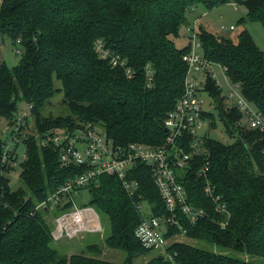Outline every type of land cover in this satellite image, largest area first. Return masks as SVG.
I'll use <instances>...</instances> for the list:
<instances>
[{
    "label": "trees",
    "instance_id": "trees-1",
    "mask_svg": "<svg viewBox=\"0 0 264 264\" xmlns=\"http://www.w3.org/2000/svg\"><path fill=\"white\" fill-rule=\"evenodd\" d=\"M229 2L246 8L239 23L259 21L264 26V0H0V33L23 45L17 65L0 64V117H12L24 100L33 104L41 128L94 121L117 143H162L164 119L185 90L189 68L183 54L191 45L178 47L175 39L189 24L191 9L201 5L211 10ZM198 35L205 56L226 66L230 79L241 84L244 96L264 114V50L252 33L243 28L234 38L201 25ZM98 38L127 60L133 76L100 57ZM148 65L154 72L152 86L147 85ZM206 89L235 140L224 143L212 137L216 121L214 113L206 111L208 153L197 165L208 164V176L231 216L222 227L219 220L225 215L205 195L204 177L188 172L184 183L189 201L205 214L195 222L181 212L179 218L193 240L209 247L176 242L170 249L182 264H264V134L239 123L240 110L226 102L212 77ZM61 91L69 112L43 113ZM135 170L152 211L167 212L147 166L140 163ZM81 171L76 165L61 166L59 151L40 147L34 139L23 162V186L13 189L0 164V264H134L136 256L153 251L135 235L142 215L135 198L120 179L108 174L89 189L88 204L109 217L110 232L103 239L99 234L86 238L82 248L71 252L52 244L53 214H31L34 199H45ZM104 245L124 250L126 257L121 262L101 257ZM148 262L174 264L159 254Z\"/></svg>",
    "mask_w": 264,
    "mask_h": 264
},
{
    "label": "built area",
    "instance_id": "built-area-1",
    "mask_svg": "<svg viewBox=\"0 0 264 264\" xmlns=\"http://www.w3.org/2000/svg\"><path fill=\"white\" fill-rule=\"evenodd\" d=\"M221 27L228 28L224 24ZM234 28V24L229 26V29ZM189 30L191 48L183 54V59L189 66L185 90L164 119L167 130L165 139L160 144L143 141L117 143L103 125L94 121H85L77 126L55 125L41 128L35 121L33 104L26 101V107L18 103L12 117H3L7 124L2 132H9L0 138V164L1 172L9 179L12 175L21 177L31 139L36 140L40 147L57 149L61 166L76 165L82 169L76 176L62 182L45 199H34L35 206L31 214L43 210L53 214V242L81 238L86 233L99 234L101 238L105 236L106 229L97 209L90 204L77 203V196L84 189L97 187L103 174L116 176L128 194L135 198V207L142 214L135 227L136 237L145 247L163 255L174 264L182 263L176 259L177 252L171 251L170 247L176 242H188L192 239L183 227L179 213L185 214L192 222L205 214L204 208L189 201V192L184 183L188 172L195 171L197 175L204 177L205 195L215 203V210L225 215L219 220V224L222 227L228 225L231 213L227 202L208 176V164L197 165L199 157L208 153L207 138L210 137V132L205 112L209 110L205 107L203 96V92L207 91L208 78L212 77L222 89L226 102L240 110L239 123L245 129L264 134V114L244 96L241 84L230 79L226 66L205 56L198 30L191 27ZM95 47L100 57L109 60L113 66L124 67L126 74L133 76L127 60L108 48L103 39L98 38ZM16 50L21 52L18 47ZM216 65L229 78L228 92H224L221 82L216 78ZM153 78L154 72L148 65V86L153 85ZM140 163H144L150 171L167 212L155 214L150 203L143 197L140 182L133 176ZM176 227L179 230H174Z\"/></svg>",
    "mask_w": 264,
    "mask_h": 264
},
{
    "label": "rangeland",
    "instance_id": "rangeland-1",
    "mask_svg": "<svg viewBox=\"0 0 264 264\" xmlns=\"http://www.w3.org/2000/svg\"><path fill=\"white\" fill-rule=\"evenodd\" d=\"M197 7V11L192 16H188V21L191 24L183 25L181 28L180 36L175 39L176 45L178 47H183L190 43L191 40L189 27L198 30L201 25H204L206 28L210 29L213 32L230 35L234 38L237 37V34L243 28H247L252 33L259 46L264 50V26L262 25V23L259 21H247L245 23H239V19L242 16H246L247 13L246 8L244 6H239L238 4L229 2L221 4L211 10L206 9L201 5ZM222 24H224L228 28H222ZM231 24L235 25L234 29H229V26ZM17 47L21 49V52L16 50ZM200 49L201 48H199V50ZM22 52L23 45L21 43H16L7 34L0 33V64L5 62L10 67L17 65L21 60ZM214 69L217 75L216 78L221 82L224 92H228L230 88L229 78L224 74L220 66L216 65L214 66ZM57 84L61 85L60 82H57ZM203 96L205 98V107L214 113L216 121V127L212 128L211 136L224 143H232L235 140V137H232L227 132L218 110L213 105L212 97L206 90L205 92H203ZM63 97V91L57 92L56 95L52 97L51 101L43 108V113L54 115L67 114L69 112V109L67 105L63 102ZM18 103L20 106H27V103H25V101L23 100H20ZM6 124L7 121L5 120V118L0 117V138H3V135L9 132H2V129L6 127ZM209 124L210 120L208 118V126ZM10 181L11 187L13 189L24 185V181L21 177H19V175H12ZM90 197V191L88 189H84L81 195L77 196L78 205L88 204ZM97 212L100 216L102 224L105 226L106 233H109L111 229V222L109 217L99 210H97ZM55 214L57 215L58 212H55ZM96 236V234L86 233V235L81 238H75L70 241H52V244L56 247H61L62 249H67L69 252H71L74 249L79 250L80 248H82L86 242V238H93ZM188 243L209 247V245L198 242L193 239L188 240ZM156 254L157 253L155 251H150L147 254L138 255L134 258V264H149L148 261ZM101 257L121 262L126 257V252L121 249H114L108 247L107 245H104Z\"/></svg>",
    "mask_w": 264,
    "mask_h": 264
},
{
    "label": "crops",
    "instance_id": "crops-1",
    "mask_svg": "<svg viewBox=\"0 0 264 264\" xmlns=\"http://www.w3.org/2000/svg\"><path fill=\"white\" fill-rule=\"evenodd\" d=\"M198 7L196 6L193 10L190 11L188 16H192L196 11H197ZM191 24V23H189Z\"/></svg>",
    "mask_w": 264,
    "mask_h": 264
},
{
    "label": "water",
    "instance_id": "water-1",
    "mask_svg": "<svg viewBox=\"0 0 264 264\" xmlns=\"http://www.w3.org/2000/svg\"><path fill=\"white\" fill-rule=\"evenodd\" d=\"M165 130H167V128H165ZM163 258V255H160Z\"/></svg>",
    "mask_w": 264,
    "mask_h": 264
}]
</instances>
